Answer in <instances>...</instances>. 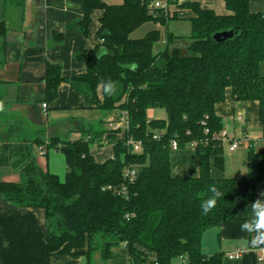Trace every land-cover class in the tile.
<instances>
[{
  "label": "trees",
  "instance_id": "1",
  "mask_svg": "<svg viewBox=\"0 0 264 264\" xmlns=\"http://www.w3.org/2000/svg\"><path fill=\"white\" fill-rule=\"evenodd\" d=\"M153 1L84 0L82 17L68 25L82 34H88L93 10H103L97 45L75 54L86 71L65 76L59 63L45 66L44 102L55 99L58 85L66 82L82 94L87 106L123 111L127 127L122 136H106L113 146L110 158L97 162L90 153L92 144H103L106 132L92 125L78 129L81 135L76 140L52 138L44 145V154L49 149L62 154L67 167L63 179L43 170L28 146L0 144V168L11 166L21 174L18 182L0 180V198L18 207L43 210L47 256H83L80 264H93V253L98 251L107 260L114 256L113 247L125 244L132 254L140 255L137 247L154 252L155 264H223L221 253L202 252V236L210 228L238 219V183L243 200L251 202L257 183L264 181V151L256 152L252 146L247 158L254 173L239 179L210 175L211 158L218 169L224 167V142L216 136L223 123L214 108L225 99L227 88L235 100L258 102L264 134V14L250 11L252 0H223L229 11L225 15L184 0L179 7L194 13L187 18L190 54L185 56L178 47H171L178 37L173 33H166L165 45L157 52L153 48L161 39L159 29L139 39L130 37L147 22L166 27L169 20L184 18L177 12L168 16L160 8H150ZM10 2L23 0H0V5ZM223 30L234 34L214 41L212 35ZM5 34L1 18L2 47ZM102 49L107 54L97 60L96 53ZM133 63L138 65L135 70L130 67ZM109 78L117 84L111 97L98 87ZM149 109H163L166 119H150ZM128 137L141 143L139 151L126 144ZM172 139L179 149L194 148L198 176L172 174ZM125 169L134 171L131 181L125 178ZM212 185L224 197L205 215L200 204L211 195Z\"/></svg>",
  "mask_w": 264,
  "mask_h": 264
},
{
  "label": "crops",
  "instance_id": "2",
  "mask_svg": "<svg viewBox=\"0 0 264 264\" xmlns=\"http://www.w3.org/2000/svg\"><path fill=\"white\" fill-rule=\"evenodd\" d=\"M103 1L108 4H118ZM190 1L198 2L218 15L229 14L223 0ZM171 8L175 10V7ZM249 9L251 12L264 14V0H252ZM83 10L84 0H23L21 4L10 2L6 6L0 5V19H4L6 27L4 47L1 46L0 39V101L5 105V111L0 113V144L28 146L37 164L51 173L54 172L49 170L50 152L41 155L44 145L50 139L76 140L81 135L77 130L88 125L100 130L104 129L106 132L102 135L103 144H94V149L90 147V153L95 160L103 162L113 154L112 144L106 141L107 134L121 137L125 128L121 109L102 110L87 106L82 94L66 82L58 85L55 99L49 103L43 101L46 63H59L65 76H76L86 71L84 62L76 59L75 54L91 50L97 45V31L103 10L95 9L91 13L87 35L68 26L82 17ZM180 11L177 13L184 18L175 20L187 23L188 36L190 22L187 18L194 16V13L191 8H180ZM53 31L57 35L52 36ZM98 93L101 98L100 88ZM43 103L46 104L45 107ZM214 110L221 118L229 140L240 141L235 150L228 149L230 154H235L240 146L246 151L250 146L254 149L255 145L264 139L257 101L235 100L229 87L226 89L225 99L217 103ZM238 115L241 116L240 119L237 118ZM227 147H229L228 143ZM53 151L59 152L55 149ZM170 161L173 175L198 176V160L192 146L172 150ZM224 170V167L222 170L218 169L211 158L212 178L239 179L250 174L248 169L246 174L238 170L231 172L230 175L225 174ZM0 179L18 182L21 180V174L11 166H4L0 168ZM241 189V183H238L236 202L238 219L224 222L218 228L208 229L201 239L202 252L206 255L221 253L223 264H256L258 248L251 246L252 238L247 233L241 232L240 225L250 214V209L245 212L247 206L257 198L261 190H264V181L257 183V193L251 202L243 200ZM45 236L46 225L41 208L18 207L0 198V264L84 262L83 256L63 254L47 256ZM136 249L140 255L130 253L125 244H120L111 249L114 256L102 260L97 251L95 253L98 256L92 257V262L93 264H155L154 252L139 247ZM236 251H240L242 255L238 258L228 257Z\"/></svg>",
  "mask_w": 264,
  "mask_h": 264
},
{
  "label": "rangeland",
  "instance_id": "3",
  "mask_svg": "<svg viewBox=\"0 0 264 264\" xmlns=\"http://www.w3.org/2000/svg\"><path fill=\"white\" fill-rule=\"evenodd\" d=\"M107 2H117L120 3L122 0H106ZM187 23L182 20H171L167 24V28L164 26H161L159 24H154L152 22H147L143 24L141 27L133 31L130 35L132 39H139L142 38L148 31L152 29H159L161 32V39L159 42H157L154 45L153 50L155 52L161 50L165 45V35L167 31H170L174 33L175 35L181 36L180 38H177L175 41H173L171 47H178L181 51V53L185 56H188L190 53L187 50V46L190 43V40L187 38ZM148 117L150 119L152 118H163L166 119V113L163 109H149L148 110ZM90 147L94 149V144H92ZM54 149H49L50 152V169L55 174H57L61 179L64 178V174L67 171V167L65 163L63 162V156L60 152L55 153L53 151ZM254 150L257 152L264 151V139H261V142L259 141L255 147ZM43 152L41 153V155ZM42 157V156H41ZM224 157H225V174H231V172H246L250 170V173H254V169L248 165V158H247V151L243 148V146H240L239 149L235 154H230L228 152L227 142H224ZM44 160L46 159L43 158ZM42 159V160H43ZM248 175V174H247ZM1 180V179H0ZM95 256H98L97 253H93L92 257L95 258ZM93 258V260H94Z\"/></svg>",
  "mask_w": 264,
  "mask_h": 264
},
{
  "label": "clouds",
  "instance_id": "4",
  "mask_svg": "<svg viewBox=\"0 0 264 264\" xmlns=\"http://www.w3.org/2000/svg\"><path fill=\"white\" fill-rule=\"evenodd\" d=\"M106 54L107 49H102L99 53H96L97 60H99L102 55ZM130 67L132 70H135L138 65L133 63ZM98 87H100L103 93L109 97L114 95L117 91L116 82L110 78L107 81L102 80ZM4 111V102L0 101V113H3ZM209 192L211 195L207 199H204L200 204V208L205 215L215 209L218 200L224 197V193H222L215 185L209 187ZM248 209H250V214L241 223L240 230L241 232L247 233L252 238L250 244L253 248L264 247V190H261L258 193L257 198L247 206L245 212H247Z\"/></svg>",
  "mask_w": 264,
  "mask_h": 264
},
{
  "label": "built area",
  "instance_id": "5",
  "mask_svg": "<svg viewBox=\"0 0 264 264\" xmlns=\"http://www.w3.org/2000/svg\"><path fill=\"white\" fill-rule=\"evenodd\" d=\"M174 2H172V0H155L153 1L149 7L150 8H160L162 9L166 15L168 16H172L174 14V12H181L179 7V4L182 3L184 0H173ZM175 7V10H172L171 7ZM46 104L43 103V107H45ZM238 119L241 118L240 115L237 116ZM123 120L125 123V128L127 127V122H126V116L123 113ZM216 136L218 138H220L223 142H227L229 144V151H233L235 150L238 145L240 144L239 140L236 139H232V141L229 140V135L227 134V132L222 129L218 134H216ZM154 137H157L156 135H154ZM264 137V136H263ZM126 144L127 145H131L133 146V150L134 151H139L141 149V143L135 141L132 137H128L126 139ZM171 149L172 150H178L179 146L178 143L175 139L171 140ZM124 176L125 178L128 179V181H131L134 177V171L130 170V169H125L124 171ZM124 190V187L122 188V191ZM242 255V253L240 251H236L234 253H231L228 255L229 258H238ZM256 264H264V247H260L257 249L256 251Z\"/></svg>",
  "mask_w": 264,
  "mask_h": 264
},
{
  "label": "water",
  "instance_id": "6",
  "mask_svg": "<svg viewBox=\"0 0 264 264\" xmlns=\"http://www.w3.org/2000/svg\"><path fill=\"white\" fill-rule=\"evenodd\" d=\"M233 34H234V32L232 30L218 31L212 35V39L216 42H222L226 39L231 38L233 36Z\"/></svg>",
  "mask_w": 264,
  "mask_h": 264
}]
</instances>
